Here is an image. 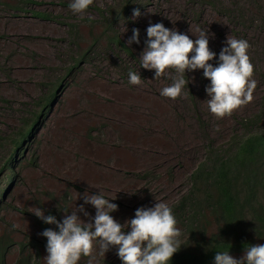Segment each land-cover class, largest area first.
<instances>
[{
    "label": "rangeland",
    "instance_id": "rangeland-1",
    "mask_svg": "<svg viewBox=\"0 0 264 264\" xmlns=\"http://www.w3.org/2000/svg\"><path fill=\"white\" fill-rule=\"evenodd\" d=\"M19 1L0 0V237L40 240L46 223L32 213L35 207L45 215L56 209L62 221L65 212L83 203L76 198L85 191L114 199L118 211L112 215L121 223L156 201L171 207L190 186V175L204 161L208 146H226L242 135L244 120L264 113V0H155L142 5L139 18L131 14L116 28L133 56L110 49L100 37L97 9H106L112 0H94L81 14L72 13L70 0H34L36 5L29 6ZM35 10L60 21L38 19ZM150 23H163L193 40L206 31L217 58L227 38L247 40L257 82L252 101L230 115L215 116L205 91L210 81L199 69L186 73V94L162 96L176 73L167 69L154 80V70L141 68ZM133 28L140 31V43L129 45ZM96 38L97 46H92ZM89 49L77 73L66 78L78 53ZM129 70L141 74L139 85L129 83ZM62 78L55 103L32 128L37 129L23 160L11 171L3 170L12 150L5 137L21 128L30 110L37 111V99ZM85 207L95 215L91 205ZM46 256L45 248L33 264H45ZM21 258L15 248L6 264H20ZM88 260L82 257L79 264ZM93 264L122 262L112 248Z\"/></svg>",
    "mask_w": 264,
    "mask_h": 264
},
{
    "label": "clouds",
    "instance_id": "clouds-1",
    "mask_svg": "<svg viewBox=\"0 0 264 264\" xmlns=\"http://www.w3.org/2000/svg\"><path fill=\"white\" fill-rule=\"evenodd\" d=\"M93 3L94 0H70L69 8L73 14H81ZM141 15L139 9L133 10V19ZM146 35V46L139 57L141 68L154 70V80L164 76L167 69H174L176 73L171 77L172 83L161 90L162 96L176 99L186 94L184 90L189 84L186 73L199 69L210 81L205 91L209 97L208 108L215 116L230 115L252 101L257 82L252 79L254 65L248 55L251 45L247 40L227 38L217 58V53L209 47L210 36L204 30L193 40L163 23H150ZM133 43H140L137 28L132 29L128 40L129 45ZM214 60L215 66L210 63ZM128 76L132 85H139L143 80L140 73L132 70ZM78 199L83 203L75 204L70 212L64 211L62 221L54 215H45L39 207L32 212L44 223L55 225V229L47 228L41 233L47 238L45 264H79L82 257H89L88 264H93L97 255L105 257L112 248L116 249L122 264H170L184 245L178 221L166 202L139 207L133 218L121 223L112 215L118 211V205L112 202L114 199L89 191L78 193ZM86 205L95 209L94 216ZM78 213L88 219H82ZM213 264H264V244L247 245L240 258L233 257L230 251H217Z\"/></svg>",
    "mask_w": 264,
    "mask_h": 264
},
{
    "label": "trees",
    "instance_id": "trees-1",
    "mask_svg": "<svg viewBox=\"0 0 264 264\" xmlns=\"http://www.w3.org/2000/svg\"><path fill=\"white\" fill-rule=\"evenodd\" d=\"M153 1L112 0L106 9H97L100 37L106 38V45L110 49L118 48L133 56L116 28L133 14L134 9L141 11L142 5H151ZM18 3L24 6L36 5L34 0H21ZM12 8L18 9V6ZM33 15L45 21H60L58 16L36 10ZM98 41L99 38H96L92 46H97ZM90 52L89 49L82 54L78 53L74 65L67 70L66 78L77 73ZM62 81L63 78L57 80L37 99V111L30 110L28 119L23 120L21 128L13 136L5 137V140L11 142L12 150L3 170L11 171L13 165L23 158L27 145L35 136L37 128H32L52 108L56 101V89ZM263 117L262 112L254 119L244 120L241 123L244 130L242 135H235L226 146L214 143L208 146L204 161L190 175V186L171 206L182 231L180 239L184 245L174 254L170 264H213L217 251H230L235 257L243 255L247 245L264 244ZM67 196H64V200ZM57 213L54 209L50 214L56 216ZM47 228L51 227L42 224V231ZM46 243V237L40 240L32 238L25 243L2 236L0 264H6L8 255L15 248L19 249L23 257L19 260L20 264L36 263ZM35 251L38 256L34 255Z\"/></svg>",
    "mask_w": 264,
    "mask_h": 264
}]
</instances>
